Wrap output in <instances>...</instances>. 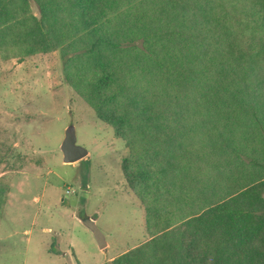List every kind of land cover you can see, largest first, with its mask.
<instances>
[{
    "label": "trees",
    "instance_id": "16d2710c",
    "mask_svg": "<svg viewBox=\"0 0 264 264\" xmlns=\"http://www.w3.org/2000/svg\"><path fill=\"white\" fill-rule=\"evenodd\" d=\"M35 1L0 0L3 56L59 50L130 153L149 240L106 264H264V0Z\"/></svg>",
    "mask_w": 264,
    "mask_h": 264
},
{
    "label": "rangeland",
    "instance_id": "374dc122",
    "mask_svg": "<svg viewBox=\"0 0 264 264\" xmlns=\"http://www.w3.org/2000/svg\"><path fill=\"white\" fill-rule=\"evenodd\" d=\"M30 5L40 18L36 1ZM3 55L0 49V184L8 192L0 264H80L71 245L81 264H106L147 242L145 210L124 176L127 144L68 85L60 51ZM71 125L89 151L88 167L63 162ZM79 214L96 219L106 249Z\"/></svg>",
    "mask_w": 264,
    "mask_h": 264
},
{
    "label": "water",
    "instance_id": "95a60500",
    "mask_svg": "<svg viewBox=\"0 0 264 264\" xmlns=\"http://www.w3.org/2000/svg\"><path fill=\"white\" fill-rule=\"evenodd\" d=\"M78 137L76 127L71 125L69 126L64 134V139L60 146V150L63 154V162L65 164H74L80 166L82 161H84L89 156V151L85 147L78 145ZM81 222L92 231L97 244L101 250H104L108 246L106 236L100 230L97 225L96 219L87 217L81 219Z\"/></svg>",
    "mask_w": 264,
    "mask_h": 264
},
{
    "label": "crops",
    "instance_id": "0c3cea01",
    "mask_svg": "<svg viewBox=\"0 0 264 264\" xmlns=\"http://www.w3.org/2000/svg\"><path fill=\"white\" fill-rule=\"evenodd\" d=\"M107 240V239H106ZM71 249H72V252H74V256L76 257V259H77V261H78V263H80L81 264V260H79V256H78V254H77V252H76V250H75V248L74 247H72V245H71Z\"/></svg>",
    "mask_w": 264,
    "mask_h": 264
}]
</instances>
